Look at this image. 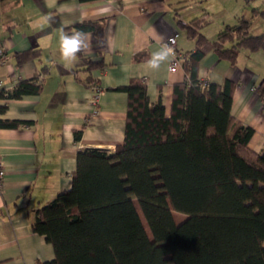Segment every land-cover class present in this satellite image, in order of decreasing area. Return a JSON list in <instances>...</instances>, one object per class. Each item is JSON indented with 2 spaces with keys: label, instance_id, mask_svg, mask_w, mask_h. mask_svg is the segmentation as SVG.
<instances>
[{
  "label": "trees",
  "instance_id": "obj_1",
  "mask_svg": "<svg viewBox=\"0 0 264 264\" xmlns=\"http://www.w3.org/2000/svg\"><path fill=\"white\" fill-rule=\"evenodd\" d=\"M209 22L204 13L183 26L195 47L181 62L185 78L173 86L168 116L160 94L151 103L144 79L113 89L127 95L123 142L113 152L80 150L71 187L35 210L32 230L54 250L52 260L38 264H264V149L249 148L253 128L231 115L235 84L198 76L208 42L201 29ZM73 30L102 39L104 22ZM211 46L235 64L241 50L264 49V34L252 35L240 18ZM39 54L17 53V64ZM102 67L82 58L78 70L87 73L89 89L104 90L92 75ZM41 91L39 78L23 80L11 92L0 90V99ZM257 91L264 101V80ZM5 109L0 105V114ZM20 125L0 119L2 129ZM173 213L185 219L176 223Z\"/></svg>",
  "mask_w": 264,
  "mask_h": 264
},
{
  "label": "crops",
  "instance_id": "obj_2",
  "mask_svg": "<svg viewBox=\"0 0 264 264\" xmlns=\"http://www.w3.org/2000/svg\"><path fill=\"white\" fill-rule=\"evenodd\" d=\"M238 1L0 0V47L4 51L0 79L5 83L2 89L11 92L18 82L34 78L42 84L38 95L0 99V105L6 106L0 119L22 122L15 129L0 128V159L5 171L0 192V264H38L54 258L52 245L32 230L35 210L71 187L80 150L113 152L123 142L127 95L113 89L127 85L133 78L144 79L151 103L160 94L168 116L173 86L184 81L185 72L181 65L175 73L169 71L170 55L159 69H151L148 61L152 54L166 46L168 37L175 36L177 52L184 59L195 43L187 38L183 26L210 12L211 5H233L234 9ZM250 3L253 6H249V14L242 10L233 18L225 16L216 35L240 18L248 20L252 35L264 34V15L258 13H264V0H250L244 5ZM101 20L103 38L87 32L89 47L77 53V60L65 61L60 54L61 30L69 33L78 24ZM210 24L201 33L213 42L216 36ZM32 49H38L40 54L17 64L16 54ZM203 51L199 78L217 85L225 80L235 84L231 115L253 128L248 146L261 153L264 101L257 89L264 80V49L241 50L235 64L220 59L210 42ZM82 58L103 62L102 68L92 71L104 89L96 100V114L92 113L94 93L85 84L87 73L78 70ZM80 130L76 140L75 132Z\"/></svg>",
  "mask_w": 264,
  "mask_h": 264
},
{
  "label": "clouds",
  "instance_id": "obj_3",
  "mask_svg": "<svg viewBox=\"0 0 264 264\" xmlns=\"http://www.w3.org/2000/svg\"><path fill=\"white\" fill-rule=\"evenodd\" d=\"M89 34L81 30H73L70 33L61 30L60 35V54L65 61L72 62L77 60V53L83 52L89 47ZM172 52L168 46H164L162 50L154 52L148 61V66L155 70L159 69L161 63L166 61Z\"/></svg>",
  "mask_w": 264,
  "mask_h": 264
},
{
  "label": "rangeland",
  "instance_id": "obj_4",
  "mask_svg": "<svg viewBox=\"0 0 264 264\" xmlns=\"http://www.w3.org/2000/svg\"><path fill=\"white\" fill-rule=\"evenodd\" d=\"M245 2H243L242 0H239L238 3L235 5L234 9H232V6H227L226 8L223 6H217V5H211L210 6V12H206V16H208L210 22V29H213L215 31L214 37L217 36V30L218 28L220 29L222 26V23L224 22L223 18L225 16L230 15L231 18H233L234 15L236 14H242V10L246 11L247 14L250 13V7H252L253 5L250 3L248 6L244 5ZM250 6V7H249ZM243 7L247 8V9H242ZM262 13V11H261ZM231 20V19H229ZM260 21L262 20L261 18H255V21ZM213 37V38H214ZM216 38V37H215ZM213 39H210V41H208L207 43L210 42V44L212 43ZM173 216L175 218V220L177 222L182 221L185 219V216L179 213H173ZM146 226V224H145Z\"/></svg>",
  "mask_w": 264,
  "mask_h": 264
},
{
  "label": "built area",
  "instance_id": "obj_5",
  "mask_svg": "<svg viewBox=\"0 0 264 264\" xmlns=\"http://www.w3.org/2000/svg\"><path fill=\"white\" fill-rule=\"evenodd\" d=\"M242 1L247 2L250 0H242ZM166 46H168L169 48L172 49V52L170 53L171 60H170L169 71L171 73H175L179 69L181 62L183 60L182 55H180L177 52L176 37L175 36L168 37L166 40ZM3 57H4V51H3V48L0 47V64H1V60L3 59ZM4 84H5L4 81L2 79H0V90L3 88ZM92 91L94 93V99L92 101V105H93L92 113L96 114L97 113V101L96 100L98 98L99 93H101V91L97 90V89H93ZM4 178H5L4 166H3L2 160L0 159V192H1L2 187H3Z\"/></svg>",
  "mask_w": 264,
  "mask_h": 264
}]
</instances>
